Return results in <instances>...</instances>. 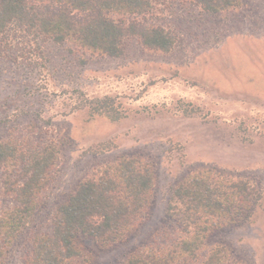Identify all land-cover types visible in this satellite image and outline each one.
<instances>
[{"label":"rangeland","instance_id":"rangeland-1","mask_svg":"<svg viewBox=\"0 0 264 264\" xmlns=\"http://www.w3.org/2000/svg\"><path fill=\"white\" fill-rule=\"evenodd\" d=\"M240 1L217 16L186 6L177 19L161 21L179 31L170 53L132 41L112 58L67 43L42 44L27 60L0 59V142L26 137L61 149L47 205L7 247L5 264H28L33 237L51 229L52 211L93 169L137 155L156 172L148 220L119 245L80 237L89 264H125L144 246L165 244L172 235L161 231L178 227L166 215L170 189L201 170L261 189L250 223L219 229L207 244L228 247L235 263L264 264V0ZM106 97L125 118H91L90 101ZM5 179L0 167V213L14 206Z\"/></svg>","mask_w":264,"mask_h":264},{"label":"trees","instance_id":"trees-1","mask_svg":"<svg viewBox=\"0 0 264 264\" xmlns=\"http://www.w3.org/2000/svg\"><path fill=\"white\" fill-rule=\"evenodd\" d=\"M240 0H0V59H28L42 44L70 43L99 56L121 58L135 41L141 48L170 53L179 43L172 24L186 6L217 16ZM20 54H23L21 56ZM91 118H125L109 97L90 101ZM96 154L98 149H89ZM4 188L14 206L0 213V264L7 247L33 225L47 205L46 191L61 169L55 141L37 144L22 137L0 142ZM156 185L155 167L140 156L122 157L93 169L52 211L51 229L32 239L28 264H89L79 238L103 247L125 242L148 220ZM263 200L247 179L214 170L191 173L171 187L166 215L178 226L163 245H146L125 264H239L223 244L208 246L219 229L252 220Z\"/></svg>","mask_w":264,"mask_h":264}]
</instances>
